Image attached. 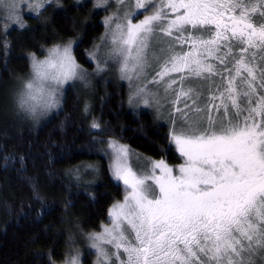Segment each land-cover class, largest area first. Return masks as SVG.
<instances>
[{
	"label": "snow or ice",
	"instance_id": "snow-or-ice-1",
	"mask_svg": "<svg viewBox=\"0 0 264 264\" xmlns=\"http://www.w3.org/2000/svg\"><path fill=\"white\" fill-rule=\"evenodd\" d=\"M119 2L123 5L125 0ZM15 7V0H0V11L11 13ZM150 8L153 14L139 23L128 18ZM136 9L110 29V58L122 61L120 71L129 80L146 79L155 63L160 70L149 83H164L165 92L176 96L174 103L183 98V109L175 110L179 120L173 122L172 141L186 159L178 176L161 160L152 166L160 175L141 177L128 165L130 150L109 142L111 153L104 151L110 158L114 154L110 170L130 191L110 210L112 227L89 237L98 253L97 264H264V11L253 15L264 9V0H159V7L156 0H137ZM114 19L120 17L106 23L111 26ZM174 32L166 49L153 45L167 55L153 54L150 61V39L159 33L172 37ZM197 32H207L210 38L197 37ZM0 47L7 50L2 40ZM31 61L34 79L25 85L27 98L21 93L17 103L38 122L60 105L58 89L49 85L46 91L44 82L63 85L77 76L79 65L71 45L55 46L47 59L33 55ZM215 76L220 83L213 80L211 96L203 95L206 83L200 90L185 88L191 81ZM137 94L150 95L159 104L147 85ZM204 100L208 103L200 107ZM91 127L103 132L97 123ZM0 160L4 168L8 161L18 160L20 170H26L22 156ZM66 264L79 260L73 257Z\"/></svg>",
	"mask_w": 264,
	"mask_h": 264
},
{
	"label": "trees",
	"instance_id": "trees-1",
	"mask_svg": "<svg viewBox=\"0 0 264 264\" xmlns=\"http://www.w3.org/2000/svg\"><path fill=\"white\" fill-rule=\"evenodd\" d=\"M105 13L92 0H52L7 30L0 21L7 46L0 47V157L22 156L26 169L18 160L4 168L0 160V264L60 263L71 229L98 230L107 221L108 209L123 195L104 154L108 139L143 156L181 161L167 123L150 110L131 108L126 85L116 79L97 80L88 89L68 85L60 109L38 123L17 113L14 86L29 71L30 56L74 40L76 61L91 68L88 51L104 31Z\"/></svg>",
	"mask_w": 264,
	"mask_h": 264
},
{
	"label": "rangeland",
	"instance_id": "rangeland-1",
	"mask_svg": "<svg viewBox=\"0 0 264 264\" xmlns=\"http://www.w3.org/2000/svg\"><path fill=\"white\" fill-rule=\"evenodd\" d=\"M48 1L52 0H15V10L11 13L6 12V11H0V21L2 22V25L5 30H7L8 27L14 26V25H19L22 20H23V15L29 14V13H37L41 6ZM92 2L95 4L96 7L102 8L106 10V13L104 14L102 21L104 24V31L103 33L99 36V38L96 40V42L92 45L91 49L88 51V59L92 61V67L89 68L87 66L81 65L80 63H77L79 65V68L77 69V76L74 77L72 80L66 81L63 85H54L50 81H45L43 86L45 90H50L49 85H52L53 88H57L58 92L57 95H59L60 98V105L55 108L50 110L47 115L41 116L39 118L40 122L41 120H44L48 118L51 114L56 112L58 109H60L61 104H62V98H63V93L68 85L79 83L82 87L85 89L90 88L92 86V83L97 81V80H108V79H116L119 81L124 82L127 88L128 92V97L127 100L134 110H139V109H147L150 110L155 117L158 120H161L163 122H166L168 127H169V136H170V143L176 150V152L179 154L181 157V161L175 165L167 163L165 160V164H167L168 167L173 169V175L178 176L179 175V167L185 163V157H183L180 152L178 151L177 146L175 143L172 141V135H173V129H174V121H178L179 117L178 114L176 113V108H181L183 109L184 107V100L183 98L180 99L179 102H175L176 96L173 94L171 90H169L167 93L165 92V84L164 83H156L152 84L149 83L150 81L153 80V77L155 76V73L158 72L160 69L159 67L153 63L152 67L155 69L152 71L151 69L148 70L147 72V78L142 79V80H136V79H131L129 80L127 77L124 76V74L120 71L122 67V61L121 62H115L113 59L110 58V53L112 52L114 45L111 43L112 41V32L110 29H114L115 25L117 23H122L124 22V15L125 13H136L138 10L136 9V3L137 0H125V3L123 5L120 4L119 0H92ZM255 2V0H254ZM156 6L159 7V0H156ZM142 14L136 15L135 18L133 19L131 16H129V19H132V23H139L141 20L145 18V16L153 14L155 11L154 8H150L147 11L145 10H140ZM264 11V9H259L258 12ZM257 12V13H258ZM257 13H254L253 15L255 16ZM119 16V20H113V23L111 26L106 23V20L110 17H117ZM17 17H19V20H17ZM207 33V32H206ZM205 33V34H206ZM176 33H173L172 37H169L165 34L159 33L154 36V38L150 39L149 41V48L147 49L148 52V57L149 60H152L153 54L156 55H167L161 54L159 51V48H154L153 45L159 44L160 47L167 48L169 43L174 41ZM197 37L203 35V34H198L195 33ZM205 39L210 38L209 34L203 35ZM71 45L72 48V55L74 57V45L75 41L74 40H68L63 43L55 44L53 46H50L47 48L42 56L34 55L37 60H45L48 57V52L51 48L55 46H60L61 48L65 46ZM180 47H176V51H180ZM184 51L189 50V46L185 45ZM236 52H239V49L235 50ZM29 59V71L27 74L21 78H18L16 81V86H14V91H13V96H12V103L17 110L18 114H22L23 116H26L30 119H32L30 116H28L23 110H21L18 106V98L21 93L25 94L27 93V88L25 87L26 83L29 81H33L34 79V72L32 69V61L31 57ZM91 57V59H90ZM259 57V56H258ZM257 57V60H258ZM75 58V57H74ZM163 60H161V63ZM212 63L218 64V61L212 60ZM228 67H232V64L229 63ZM102 69V70H98ZM83 69V71H81ZM173 78H177L178 74H171ZM225 75H227L225 73ZM82 77V78H81ZM213 80L216 83H220V77L215 76L211 80L208 81H202V80H194L191 81L188 84H185V88L187 89L188 87H195L197 90H200L199 85L201 84H207V87L203 90V95L204 96H211L213 92H215V87L213 84ZM167 82V78L165 79V83ZM257 83H259V80H257ZM145 85H147L148 91L151 93L156 94V99L159 100V104H155L153 101V97L150 95H144V94H137L138 89L144 88ZM176 90H179L180 85L177 84ZM147 99L149 101V104L146 105L144 103V100ZM191 103V100L188 101ZM206 100L202 101L200 104V107H204ZM208 103V102H207ZM219 103V101H217ZM213 118H217V113L213 111L212 113ZM33 120V119H32ZM35 121V120H34ZM38 123L37 121H35ZM206 123V121H205ZM177 131L179 129L177 128ZM110 141H115L118 145H124L126 146L130 151H129V157H128V165L129 167L132 168V171L137 175V176H150V175H160L159 170H155L153 172L152 166L153 163L161 161V159H153L147 156H143L142 154H139L138 152L132 150L129 148L127 145L118 142L115 139H108L105 142V147L104 150H107L109 153H111V149H109L108 144ZM105 154V151H104ZM106 155V154H105ZM108 159V164H109V171L111 177L119 183L122 188H123V195L122 198L118 201H116L111 207L108 209L107 213V221L103 223L98 230H93V231H83L78 227H74L71 229V231L68 234V244H69V249H68V254H66L65 259L57 264H66V261L69 259L76 257L79 260V264H85L84 258H88V263L87 264H97L98 260V253L95 249L91 247L93 241L89 239V237L92 234H99L103 232V229L105 227L111 228L112 227V219L110 218V210L113 209V206L119 203H123L125 200V197L128 195V192L130 191L129 187L123 183V180H119L115 178L113 172L110 170V164L113 163L114 161V154L111 155H106ZM149 183H154L150 181ZM108 251H115L113 248H106ZM122 251V250H121ZM126 258V254H124L122 257Z\"/></svg>",
	"mask_w": 264,
	"mask_h": 264
}]
</instances>
